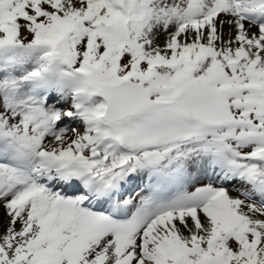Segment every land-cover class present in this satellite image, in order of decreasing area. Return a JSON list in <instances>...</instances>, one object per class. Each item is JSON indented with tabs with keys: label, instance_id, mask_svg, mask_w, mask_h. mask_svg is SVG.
Wrapping results in <instances>:
<instances>
[{
	"label": "snow or ice",
	"instance_id": "1",
	"mask_svg": "<svg viewBox=\"0 0 264 264\" xmlns=\"http://www.w3.org/2000/svg\"><path fill=\"white\" fill-rule=\"evenodd\" d=\"M0 264H264V0H0Z\"/></svg>",
	"mask_w": 264,
	"mask_h": 264
}]
</instances>
